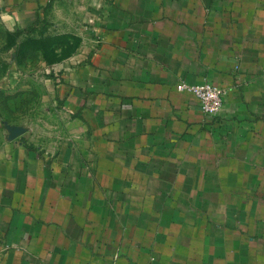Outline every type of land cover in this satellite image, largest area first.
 I'll return each mask as SVG.
<instances>
[{"label":"crops","instance_id":"obj_1","mask_svg":"<svg viewBox=\"0 0 264 264\" xmlns=\"http://www.w3.org/2000/svg\"><path fill=\"white\" fill-rule=\"evenodd\" d=\"M0 10L62 39L56 111L0 143V264H264V0ZM205 81L215 116L176 88Z\"/></svg>","mask_w":264,"mask_h":264},{"label":"rangeland","instance_id":"obj_2","mask_svg":"<svg viewBox=\"0 0 264 264\" xmlns=\"http://www.w3.org/2000/svg\"><path fill=\"white\" fill-rule=\"evenodd\" d=\"M59 30L47 20L35 29L18 27L0 10V143L5 137H23L30 122L46 112L45 104L56 111L53 69L45 63V54L62 40L55 37Z\"/></svg>","mask_w":264,"mask_h":264},{"label":"built area","instance_id":"obj_3","mask_svg":"<svg viewBox=\"0 0 264 264\" xmlns=\"http://www.w3.org/2000/svg\"><path fill=\"white\" fill-rule=\"evenodd\" d=\"M180 92H188L199 101L204 113L208 115H217L223 106L224 89L212 82H202L197 84H188L181 82L176 86Z\"/></svg>","mask_w":264,"mask_h":264}]
</instances>
